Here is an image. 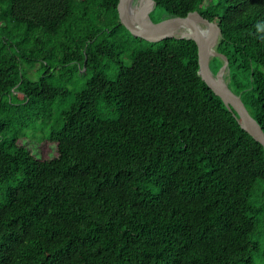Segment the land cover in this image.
Segmentation results:
<instances>
[{
    "label": "trees",
    "instance_id": "trees-1",
    "mask_svg": "<svg viewBox=\"0 0 264 264\" xmlns=\"http://www.w3.org/2000/svg\"><path fill=\"white\" fill-rule=\"evenodd\" d=\"M154 1L157 23L197 12L221 29L225 81L264 131V0ZM118 4L0 0V264H254L264 148L199 76L194 41L135 39ZM127 37L146 44L129 67ZM69 97L58 158L3 143Z\"/></svg>",
    "mask_w": 264,
    "mask_h": 264
},
{
    "label": "water",
    "instance_id": "water-1",
    "mask_svg": "<svg viewBox=\"0 0 264 264\" xmlns=\"http://www.w3.org/2000/svg\"><path fill=\"white\" fill-rule=\"evenodd\" d=\"M155 8L156 3L154 0L145 1L137 20V23L145 29L143 31L131 19L125 0H119L117 10L120 24L134 38L151 44L160 43L171 38L194 41L198 48L199 76L214 94L221 98L227 109L238 119L242 129L264 148V131L251 116L241 97L236 95L225 81V75L229 73V60L216 51L221 37V29L197 12L190 13L184 18H172L155 24L150 19V15ZM185 29L192 30L194 35L190 37L182 35L181 32ZM201 29L211 30L210 37L205 38L201 33ZM213 58L223 61V66L217 74H214L210 68V62Z\"/></svg>",
    "mask_w": 264,
    "mask_h": 264
},
{
    "label": "rangeland",
    "instance_id": "rangeland-1",
    "mask_svg": "<svg viewBox=\"0 0 264 264\" xmlns=\"http://www.w3.org/2000/svg\"><path fill=\"white\" fill-rule=\"evenodd\" d=\"M134 4L137 5V2L134 1ZM163 17H165V13L160 9L155 12H152L150 15V19L155 24H157V21H159V19ZM144 47H146V44H140L136 40H132L130 37H127V42L123 46V52L121 53L120 62L123 63L125 67H129L131 65V63L128 62V58L131 54L129 51L136 52ZM23 67L27 76L34 81L39 79L43 71V69H41L40 63H36L32 66L24 65ZM118 69L119 67L116 66L114 63L106 62L103 68V72L106 73L110 81H115ZM73 81L79 82L81 84L78 90L74 89L70 85L67 86L68 90L72 94H75L83 88L85 80L80 76H75L73 78ZM70 103L71 97L67 99L58 100L55 104H53L54 114L53 118L50 121H47L45 123L39 122L37 124L31 125L27 130H25L21 134L15 135L12 133H8L3 137V143H7L14 138H18L19 146L24 147V149L26 150H29L38 160H52L58 158V152L55 145L48 143V136L51 127L55 125L56 120L61 115V113L68 109ZM253 200L261 205V215L259 217L260 224L258 232L255 236V241L260 244V249L254 257V264H264V185L259 184L256 187V194L253 197Z\"/></svg>",
    "mask_w": 264,
    "mask_h": 264
},
{
    "label": "bare ground",
    "instance_id": "bare-ground-1",
    "mask_svg": "<svg viewBox=\"0 0 264 264\" xmlns=\"http://www.w3.org/2000/svg\"><path fill=\"white\" fill-rule=\"evenodd\" d=\"M134 1L137 2V5L134 4ZM145 1L146 0H125V5L127 7V10H128V13L131 17V19L133 20V22L139 26L143 31L145 30L142 26H140L138 23H137V20H138V16L140 14V12L142 11L144 5H145ZM201 33L202 35L205 37V38H208L210 37L211 35V30L209 29H201ZM182 35L184 36H187V37H190V36H193L194 33L192 30L190 29H185L181 32Z\"/></svg>",
    "mask_w": 264,
    "mask_h": 264
}]
</instances>
